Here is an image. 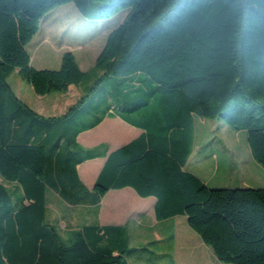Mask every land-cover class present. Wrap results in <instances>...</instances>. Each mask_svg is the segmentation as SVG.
<instances>
[{"label": "trees", "instance_id": "1", "mask_svg": "<svg viewBox=\"0 0 264 264\" xmlns=\"http://www.w3.org/2000/svg\"><path fill=\"white\" fill-rule=\"evenodd\" d=\"M95 1L0 0V264H128L127 224L84 223L64 235L48 208L50 191L99 210L108 191L126 186L156 197L157 219L186 215L220 261L264 264V187L212 188L186 168L197 116L247 129L264 167V0H99L100 17L127 14L95 65L82 69L67 50L59 68L33 66L28 44L45 16L69 2L86 14ZM16 69L38 94L74 84L82 95L45 116L12 88ZM88 98L111 101L93 123L79 115L92 108ZM106 116L143 132L110 153L83 146L79 135ZM99 156L107 158L90 188L78 165Z\"/></svg>", "mask_w": 264, "mask_h": 264}, {"label": "rangeland", "instance_id": "2", "mask_svg": "<svg viewBox=\"0 0 264 264\" xmlns=\"http://www.w3.org/2000/svg\"><path fill=\"white\" fill-rule=\"evenodd\" d=\"M100 4L99 0L93 2L86 14H83L74 2L53 8L43 19L40 31L30 45L33 49V45L45 36L39 42L40 46H34V55L37 48L48 46L52 50H44L42 55L48 58L53 52L54 61L50 65H55L60 61L62 52L70 50L76 54L83 69L94 66L108 34L127 14V10H122L111 17H100L98 13ZM96 78V72L92 71L85 85L94 83ZM8 81L19 95L35 103L38 111L45 116L53 113L55 109L53 101L63 93L53 91L38 94L18 71H14ZM28 89L29 92H26ZM110 104L111 101L105 98L98 100L88 98L87 106L92 108L87 113L85 108L79 109L81 120L83 123L96 122L106 114ZM247 132V129H233L222 119L197 116L194 153L187 167L193 169L212 188L246 187L244 185L264 187V167L251 155ZM7 185L12 187V184ZM59 213L61 207L55 202L51 203L49 219L57 223L61 229ZM89 215L88 211L80 213L83 224L86 219H90ZM91 215H94V211ZM145 218V220L144 217L142 218L141 224L132 223L130 230L132 252L127 257L128 264H210L207 256L206 259L204 257L206 249L200 248L195 251L189 246L194 236H200L188 224L186 216L180 214L157 219V222L150 214ZM217 262V264H229L220 260Z\"/></svg>", "mask_w": 264, "mask_h": 264}, {"label": "crops", "instance_id": "3", "mask_svg": "<svg viewBox=\"0 0 264 264\" xmlns=\"http://www.w3.org/2000/svg\"><path fill=\"white\" fill-rule=\"evenodd\" d=\"M44 38L45 36L44 37L42 36L38 40V42H36L35 45H33V49H34V46L35 47L40 46L39 42H41ZM32 41L33 39L28 44V50L31 54V63L33 66L37 68H59L60 67L62 57L60 61L58 62V64L50 65V63H53L54 61L52 57L53 52L49 54L48 58H45L42 55L44 50H52V49H49L48 46L46 48L45 47L37 48V52H42V53L36 52V55H34L33 49L30 46ZM64 51H67V50H64ZM64 51L62 52L61 55H63ZM88 69H84V70H88ZM15 71L19 72V69H16ZM21 90H24V89L21 88ZM26 92H29V89L26 90ZM62 92L63 93L59 94V97H55V101H53V105L55 108L53 113H50L49 115H46V116L61 115L65 113L69 109V107L73 105L82 95L81 88L74 84L71 85L67 91H62ZM16 94L23 101H25L32 108H34L36 111L39 110L36 108L37 106L35 105V103L30 101V99H27V97L26 98L22 97V95H19L17 92ZM39 113H41V111ZM142 132H143L142 128L132 125L131 123L127 122L125 119H123L120 116H106L99 125L87 131L82 132L78 137V141L83 146L88 147V148L102 146L103 148L108 150V153H110L114 149L136 138ZM106 158H107L106 156H99L96 158L88 159L85 162L78 165V172L80 174V177L87 184L88 187L92 188L93 185L95 184V181L106 161ZM188 163H187V166H188ZM186 168L195 172L191 168H188V167ZM244 186L256 187L257 185L255 186L254 185H244ZM119 189L120 190L112 189L107 192V194L104 196V198L102 199L100 203L99 210L96 205H92V204H88V205L87 204H79V205L68 204L61 197H59L56 193L52 191L48 193V204L50 205L51 203L55 202V204L61 207V213H59V217L61 219V232L64 235H66L72 229H75L83 224L82 223L83 221L81 220V217H80V213H82V211H88L90 214L89 215L90 219H86L85 223H92V222L99 221L101 224H127L129 226V230H131L132 223L134 225L135 223L141 224L142 223L141 220H143L142 218L144 217V220H145L146 219L145 217L148 214H150V216H154L155 221L157 222V217L155 214V204H156L155 196L153 195L141 196L134 188L130 186H126V187L119 188ZM92 211H94V215H91ZM181 215H184V214H181ZM187 222H188V218H187ZM63 223L65 225H62ZM189 246L191 247V249L195 251L200 248L206 249L205 255H204L205 259L207 256V260L210 264L218 263L217 260L219 259L216 257L211 247L208 246L203 241L201 236L200 237L194 236L190 240ZM200 257H202V254Z\"/></svg>", "mask_w": 264, "mask_h": 264}]
</instances>
